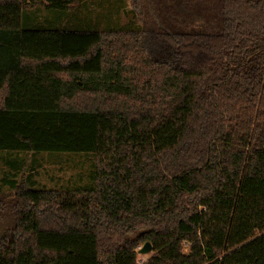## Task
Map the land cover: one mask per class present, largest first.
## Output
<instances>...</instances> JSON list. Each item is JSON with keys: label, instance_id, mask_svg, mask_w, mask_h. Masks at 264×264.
I'll return each mask as SVG.
<instances>
[{"label": "trees", "instance_id": "16d2710c", "mask_svg": "<svg viewBox=\"0 0 264 264\" xmlns=\"http://www.w3.org/2000/svg\"><path fill=\"white\" fill-rule=\"evenodd\" d=\"M79 5L0 0V152L93 162L73 189L6 163L0 264H264V1L133 0L142 28L24 25Z\"/></svg>", "mask_w": 264, "mask_h": 264}, {"label": "rangeland", "instance_id": "374dc122", "mask_svg": "<svg viewBox=\"0 0 264 264\" xmlns=\"http://www.w3.org/2000/svg\"><path fill=\"white\" fill-rule=\"evenodd\" d=\"M78 1L80 5L74 11L47 10L43 7L27 10L24 16L29 14V17L27 19L28 22L24 19V25L32 28L71 29L143 27L136 15L133 0ZM6 153L0 152V177L4 174V170L12 171L6 164L11 160V164L13 163L20 167V171L16 173L17 180H21L23 177L31 178L36 187L73 189L78 186L87 187L93 185L91 180L93 171L91 156L56 152L11 155ZM33 168V173H31L30 170ZM4 190L6 193L10 192L9 186H5ZM144 259L145 257L142 256L139 258L140 262H143Z\"/></svg>", "mask_w": 264, "mask_h": 264}, {"label": "water", "instance_id": "95a60500", "mask_svg": "<svg viewBox=\"0 0 264 264\" xmlns=\"http://www.w3.org/2000/svg\"><path fill=\"white\" fill-rule=\"evenodd\" d=\"M151 250H152L151 244L149 242H146L144 244V246L141 248L140 253L141 254H147V253L151 252Z\"/></svg>", "mask_w": 264, "mask_h": 264}]
</instances>
